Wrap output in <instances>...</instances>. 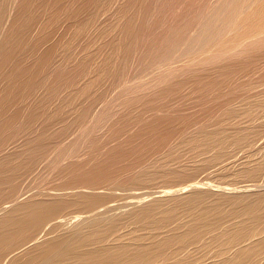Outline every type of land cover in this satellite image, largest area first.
<instances>
[{
	"label": "bare ground",
	"instance_id": "bare-ground-1",
	"mask_svg": "<svg viewBox=\"0 0 264 264\" xmlns=\"http://www.w3.org/2000/svg\"><path fill=\"white\" fill-rule=\"evenodd\" d=\"M212 1L0 0V33L7 30L0 35V264H264V188L259 190L262 183L255 182L264 175V149L245 157L236 154L262 133L254 122L263 115L264 91L251 103L230 96L226 103L203 109L200 105L187 119H165L157 112L184 95L205 100L230 91L240 71L264 61V0H229L224 20L203 39L216 51L176 65L182 48L184 52L198 41L195 31ZM14 3L18 6L11 18ZM107 13L110 18L100 21ZM137 56L138 66L148 60L156 69L149 62L144 68L154 73L137 82L143 68L132 84L126 71ZM103 80L108 86L99 85ZM140 91L147 97H139ZM116 93L129 99L113 122L115 112L110 115L109 110L115 105H109ZM41 96L49 101L68 98L65 106L80 105L70 110L78 115V128L69 134V123L62 118L65 106L52 109L51 117H59L53 123H63L54 128L61 138L52 135L51 122L44 117L52 103L33 100ZM201 99L195 101L197 106ZM171 105L174 111L179 107L174 101ZM92 107L99 108L91 112ZM145 110L158 114L144 122ZM210 115L217 117L213 124ZM245 117L252 121L247 126L239 122ZM108 120L113 125L109 123L106 134L92 133L88 145L78 142L79 134L95 133L96 126ZM140 121L133 135L119 141ZM186 121L195 125L188 127L190 132L184 129ZM70 135L75 145L66 144ZM116 140L117 146L96 159L100 147ZM81 144L90 147L84 162L78 156ZM55 152L59 161H70L57 170L64 180L49 188L34 186V175L52 165ZM236 155L241 157L240 163L236 159L239 166L229 165ZM212 168L221 180L255 183L225 192L196 181L201 171Z\"/></svg>",
	"mask_w": 264,
	"mask_h": 264
},
{
	"label": "rangeland",
	"instance_id": "rangeland-1",
	"mask_svg": "<svg viewBox=\"0 0 264 264\" xmlns=\"http://www.w3.org/2000/svg\"><path fill=\"white\" fill-rule=\"evenodd\" d=\"M121 1V0H120ZM123 1V0H122ZM212 1V0H211ZM215 2H216V4H215ZM224 2V3H223ZM230 1L229 0H213L212 2H210L211 4H210V10H208L207 12V14H206V16H205V18L204 19H202L203 21H202V25L201 24H199V27H198V29H197V31H195V35H194V37L196 38V39H198V41L197 42H195L193 45H189V46H186V47H188V48H186V47H184L185 49H184V52H182L183 51V48H182V50L180 51V53H179V55H181V57H179V60H178V62L176 63V65H178V66H183V65H185V64H187L188 62H189V60L191 61V59L193 60L194 58L195 59H198V57L200 58V57H202L203 55H206V54H208V53H210V52H215L216 50H215V47L213 48V46L212 45H210L209 46V44H206L204 41H203V39L205 38L204 36H206V35H208V33L210 34L211 33V30H214V29H216L217 28V26L219 25V24H221V22L224 20L223 18H225V16H226V14L227 13H225V12H228L229 11V9H230V7H231V5L230 4H228ZM15 4V6H13ZM14 4H12V6L13 7H10V10H9V12L11 11V8H12V11L10 12L11 14V16L13 15H15V13H16V10H13L14 8H17V6H18V3H14ZM17 5V6H16ZM118 5H119V3H118ZM224 5V6H223ZM176 6H178V5H176ZM181 6V5H180ZM180 6H178V7H180ZM211 6H213V7H211ZM227 7V8H226ZM222 8H223V11H222ZM179 9V8H178ZM215 9V10H214ZM219 9V10H218ZM217 10V11H216ZM15 11V12H14ZM220 12V13H219ZM9 15V20H13V19H11V18H13V16L11 17ZM208 15V16H207ZM110 16H111V14L110 13H107L106 15L104 14V15H102V16H100V21H103L105 18L108 20L109 18H110ZM212 16H214V17H212ZM11 17V18H10ZM103 17V18H102ZM211 17V18H210ZM223 17V18H222ZM7 18V19H8ZM209 19V20H208ZM212 20V22H210ZM5 22H8V21H6L5 20ZM10 22V21H9ZM8 22V23H9ZM208 22V23H207ZM210 22V23H209ZM216 22V23H215ZM8 23H5L4 24V28H9L10 27V25L8 24ZM11 23V22H10ZM203 23H204V25H203ZM214 23V24H213ZM209 24L211 25L210 27H209ZM218 24V25H217ZM9 27H8V26ZM207 26V28H206V26ZM7 26V27H6ZM201 26V27H200ZM205 27V28H204ZM3 28V30H6V29H4ZM201 28V29H200ZM204 28V29H203ZM213 28V29H212ZM204 31H203V30ZM199 30V31H198ZM208 30H210L209 32H208ZM7 31V30H6ZM6 31H3V32H1L0 33V35L2 36L3 34H5L4 32H6ZM201 31H203V32H201ZM3 33V34H2ZM205 33V34H204ZM199 35V36H198ZM0 36V37H1ZM3 36H5V35H3ZM201 36V37H200ZM3 38V37H2ZM1 38V39H2ZM103 38V37H102ZM202 39V40H201ZM100 40V41H99ZM103 42V40L102 39H100V38H98V40H97V43H102ZM203 41V42H202ZM197 43V44H196ZM99 44H98V46H99ZM199 44V45H198ZM101 45V44H100ZM204 45H206V46H204ZM208 45V46H207ZM201 48V50L198 48ZM211 47V48H210ZM191 48V49H190ZM187 49H189L188 51H187ZM193 49V50H192ZM191 50V51H190ZM200 50V51H199ZM185 52H188L189 53V55H188V53L186 54ZM191 52V53H190ZM195 54H194V53ZM198 52V53H197ZM104 53V52H103ZM101 54V55H103V57L105 56V53L104 54ZM199 53H201V54H199ZM197 54V55H196ZM199 54V55H198ZM187 55H188V57H187ZM194 55H196V56H194ZM186 56V57H185ZM193 58H192V57ZM101 57V56H100ZM99 57V60H98V64L102 61V57L100 58ZM139 57L137 56L136 58H134V61H133V64L132 65H130L129 67V69H127L128 71H126V72H128L127 74H128V76L131 78V76H132V74L134 73V72H136V73H134V75H133V79L131 78H128V76H127V74H126V77L128 78V80L130 81V83H132V81L134 80V82H135V79H134V77H136V79H137V75L139 74V73H141L142 71L141 70H143V68L145 67V65H148L149 64V62L148 63H146V62H143V63H145V64H143L142 65V67H140V66H138V64H139V59H138ZM188 58V59H187ZM191 58V59H190ZM138 59V60H137ZM181 59V60H180ZM187 61H186V60ZM185 60V61H184ZM262 60H264V59H262ZM134 62H135V64H134ZM182 62V63H181ZM186 62V63H185ZM151 63V62H150ZM260 63V64H259ZM258 64H256L255 66L253 65H250V67L252 66V68L250 69V67L248 68H245V69H243L244 71H240V72H242V73H240V74H238V75H236L235 77H236V79H235V82H234V80L232 81V84L234 85V86H232L233 87V89L232 90H230V91H225V92H222V93H216V95L217 94H219V96L217 95L216 97H215V95L213 96V94L211 95V97H215L214 99L213 98H211V99H209V98H205V100L203 99V96H202V99H201V97H199V98H193V99H190V96L189 97H187L186 95H184V96H182V98L181 99H175L176 101H178V100H183L182 102H180V101H178L177 103L175 102V100L173 99V101H174V103H175V105H178L177 107L179 108H177V110H175L174 111V109H176V106H173V105H171L172 104V102L173 101H166L167 102V105L166 104H163L162 102L160 103L159 102V104H163L164 106L166 105L167 106V108H166V106L164 107H160V106H158V107H160V111H158L157 110V112L159 113H157L156 112V114L155 113H153L154 112V110L152 111V113L150 112V111H147V110H145V113L143 112V113H141V115H142V117L144 116L145 118H146V116H147V119H149V120H145V118L143 117V120H144V122L145 121H151V120H154V119H152V118H155L156 116H157V114L161 117V118H165V119H167V118H176V119H181V117L183 118V117H186V119L188 118L187 116H192V115H194V113L196 114L197 113V111H199V109H200V105L202 106L201 107V109H203V107L204 108H209V107H211L213 104H222V103H226V101L228 100H230L231 99V97H235V98H237L236 99V101L237 102H241V99H243V100H245V98L247 99L248 98V101H250V103H251V101H253V99H254V97L257 95V94H259V93H261L262 92V90L264 91V61H262V62H259ZM263 63V64H262ZM101 64V63H100ZM69 63H68V67H69ZM137 65V66H136ZM151 65H152V63H151ZM261 65V66H260ZM260 66V67H259ZM135 67V68H134ZM149 67V66H148ZM151 67V66H150ZM152 67H154L153 69L155 70L156 68H155V66H153L152 65ZM184 67H186V66H184ZM253 67H254V70H252L253 69ZM256 67V68H255ZM146 68H147V66H146ZM146 68H144V70H143V72H142V74H140L141 76H139L138 78L139 79H137L136 81L137 82H139L140 80H142L143 81V79L144 78H148L149 77V74H153L154 73V70L153 71H151V69L152 68H150V69H147V70H145ZM259 68V69H258ZM261 68V69H260ZM247 69H249L248 71H246ZM138 70H139V72H138ZM200 70H202V69H200ZM252 70V71H251ZM146 71V72H145ZM149 71H151V73L149 72ZM157 71H160V70H157ZM198 71H199V69H198ZM138 72V73H137ZM149 72V73H148ZM156 72V71H155ZM94 73H95V71H92L91 73H90V75L92 74L93 76H94ZM132 73V74H131ZM148 74V75H146V74ZM244 74V75H243ZM248 74V75H247ZM250 74V75H249ZM90 75H88V77L90 78V79H92L93 78V76L91 75V77H90ZM147 76V77H146ZM247 76V77H246ZM254 76V77H253ZM125 77V80L127 81V82H129L128 80H127V78ZM144 77V78H143ZM88 78V79H89ZM105 80H103L102 81V83H100L99 85H102L101 87H104L105 85H107L108 86V83H109V81H107V82H104ZM238 81V82H237ZM103 82L104 83H106V84H104L103 85ZM133 82V83H134ZM132 83V84H133ZM231 84V85H232ZM100 87V86H99ZM138 89V91L140 90L139 88H137ZM259 89L261 90V91H259ZM256 90V91H255ZM138 91H136V92H138ZM141 93H140V95L139 94H137L136 93V95H139V97H142V94H144V92H142V91H140ZM228 92H230L231 93V95H228L227 93ZM254 92V93H253ZM118 93V92H117ZM116 93V95H113L112 97H117L118 96V94ZM139 93V92H138ZM226 93V94H225ZM221 94V95H220ZM119 97H117V99H115V98H112V99H110L111 100V103H110V105H109V107H112V106H114V107H112V108H110V110H109V112H110V115L111 114H113L114 112L116 113L118 110V112L116 113L117 115H115V113H114V115H111V116H114L113 118H111L112 119V121L113 122H115L114 120H115V118L117 119V118H119V116L121 117L122 115V113H123V111L125 110V105H124V103H126V101H128L127 99H129L128 97H127V95L125 96V95H122V94H120L119 93ZM233 95V96H232ZM124 98H123V97ZM146 97H147V95H145ZM144 96V97H145ZM224 98H223V97ZM231 96V97H230ZM44 96H41L40 98L39 97H37V99L34 97V99H33V97L31 98V99H33V100H37L38 101V99H40V100H42V101H45V100H48V98H46V97H44ZM137 97V96H136ZM135 97V98H136ZM138 97V98H139ZM144 97H142L143 99H144ZM205 97H208V96H205ZM240 97H241V99H240ZM243 97V98H242ZM42 98V99H41ZM107 98H110V97H107ZM122 98V99H121ZM228 98V99H227ZM252 98V99H251ZM30 99V100H31ZM55 99H56V101H58V103H55L56 101H55ZM73 100H74V98H72ZM82 99H84V98H81V100L80 99H78V98H75V102H77V100H78V102H85V101H88V99L89 100H91V98H85V100H82ZM106 99V98H105ZM113 99H115V100H113ZM126 99V100H125ZM199 99H201L202 101H201V103H199L198 104V106H197V102L195 103V101H198V102H200L199 101ZM206 99H209V100H207L206 101ZM213 99V100H212ZM40 100H39V102H40ZM52 100H54V101H52ZM50 99V101L48 100V104H50V103H52V104H50V105H52V106H55L56 107V105H57V107L56 108H54V107H52V106H49V105H47L46 106V109H47V107H48V110L50 109L51 111H52V109L55 111V109H63V107L66 105V103L64 104V102H66L65 100H69L68 98H64V101H63V98L62 99H60V98H53V99ZM60 100H62V101H60ZM101 101V99H98V101ZM120 100V101H119ZM125 100V101H124ZM204 100V101H203ZM239 100V101H238ZM242 100V101H243ZM27 101H29V99L27 100ZM41 101V102H42ZM72 101V100H71ZM122 101V102H121ZM124 101V102H123ZM165 101V100H164ZM185 101V102H184ZM214 101V102H213ZM54 102V103H53ZM61 102H63L62 103V106H61ZM112 102L114 103V105L112 104ZM120 102H121V105H120ZM166 102H164V103H166ZM180 102V103H179ZM219 102V103H218ZM116 103H119V104H116ZM168 103H170L169 105H168ZM205 103V104H204ZM158 104V105H159ZM202 104H204V105H202ZM188 105H189V107H188ZM38 106V105H37ZM67 106H69V107H71V106H73V107H71V108H68L69 110H66L65 111V109H67ZM67 106H65L64 107V109H63V113L64 112H67V113H65V114H67V115H65L64 114V116L62 117V118H65L66 120H67V123L66 124H68L69 123V126L67 127V130L69 131V129L68 128H70L72 131H67L69 134L70 133H72L73 131H74V126H75V129H76V127L78 126V124L77 125H75V122H74V120H76L75 119V115L74 114H72V112H70V110H72L73 108H75V109H78V108H80L79 106L80 105H75L74 106V104H71V105H68L67 104ZM98 106V105H97ZM100 106V105H99ZM120 106L122 107V106H124V108H120ZM169 106V107H168ZM172 106L173 107H175V108H172ZM190 106L192 107V109L190 108ZM185 107V108H184ZM188 107V108H187ZM198 107V108H197ZM94 107H92V111L91 112H93V109ZM97 108H99V107H97ZM97 108H95V110L97 109ZM114 108V109H113ZM166 108V109H165ZM170 108V111L169 110H167V109H169ZM171 108H172V110H171ZM100 109H101V107H100ZM191 111H190V110ZM49 110V112L47 113V114H45L44 115V117L46 118L47 117V122H48V120L51 122L50 124H49V129L51 130L50 131V133L53 135V134H55L56 133V130L57 129H59L60 127H61V125L60 124H63V123H60L59 125H60V127H59V125L58 124H56V123H53V122H57L58 120V118L59 117H57V119L56 118H52L51 116H52V113H54V111H50ZM94 110V111H95ZM116 110V111H115ZM122 110V111H121ZM164 110H166V111H164ZM182 110V111H181ZM196 110V111H195ZM68 111L71 113H68ZM80 111V110H79ZM78 111V112H79ZM156 111V110H155ZM181 111V112H180ZM112 112V113H111ZM122 112V113H121ZM150 112V114H147V113H149ZM188 112V113H187ZM51 113V114H50ZM73 113H75L74 111H73ZM190 113V114H189ZM191 113H193V114H191ZM260 113H261V111H260ZM262 113H263V115H262V118L260 119H255V124L254 125H256V122H258L259 124H260V130H262V135L260 134V138L258 137L256 140H255V142L253 143V145L251 146V147H249V148H242L241 150H243L242 152H240V153H236V154H239V155H241V157H245V156H247V152H253V151H258L260 148H263L264 149V132H263V129H264V109H262ZM261 113V114H262ZM48 114H50L49 116H48ZM72 115L71 117H69L70 115ZM76 115H77V112L75 113ZM152 114H153V116H155V117H153L152 116ZM168 114V115H167ZM179 114V115H178ZM260 114V115H261ZM150 115V116H149ZM213 115H215V114H213ZM26 116V115H25ZM65 116H67V118L65 117ZM117 116V117H116ZM216 116H217V114H216ZM216 116H212V115H210V118H208V119H210L209 121H210V123L211 122H213L214 120L216 121L217 120V117ZM44 117H43V119L42 120H45L44 119ZM68 117H69V119H68ZM77 117H78V115H77ZM76 117V118H77ZM142 117L140 116V119H142ZM149 117V118H148ZM261 117V116H260ZM26 117H24L22 120H24ZM71 118V119H70ZM150 118H151V120H150ZM53 119V120H52ZM184 119V118H183ZM211 119H212V121H211ZM214 119V120H213ZM246 119L247 120H249L250 118L248 117V118H243V120H242V118L241 119H239V122H240V124H242V125H245L246 123L247 124H250V122H252V121H246ZM263 119V120H262ZM52 120V121H51ZM71 120H73V122L71 121ZM258 120H260V121H258ZM71 121V122H70ZM111 120H110V122H109V120L107 121V123L104 125L103 123H102V125L101 124H99V125H97L96 127H97V132L95 131V133L93 132V131H91V133L88 135L87 133L85 134V132H86V130L84 131V134L85 135H83V132L81 133V135L79 134V136H77L80 140L78 141V142H81V140H82V142L84 141V143L86 144V145H88L87 144V141H89V140H87L86 138H91L90 136H91V134L93 133V134H95L96 135V133L98 134V136H100V135H104V133L106 134V132H108V128H110L111 126V124L113 125V122H112ZM208 121V120H207ZM208 121V122H209ZM242 121H245V122H242ZM263 121V122H262ZM112 122V123H111ZM189 122V121H188ZM207 122V125H209L210 123H208ZM236 122H238V121H236ZM262 122V123H261ZM74 125H73V124ZM109 123H111L110 125H109ZM140 123V124H139ZM138 124H134V126L135 127H133V125H132V127H130L131 129L130 130H128V134L127 133H125V134H123L122 136H123V138H122V136H121V138L119 139V141L120 140H125L128 136H130V135H133L138 129H139V126L138 125H141L142 124V121H140ZM147 123V122H146ZM185 123H187V121L185 122ZM214 123V122H213ZM213 123H211V124H213ZM245 123V124H244ZM187 124L189 125V126H187ZM187 124H184V129L185 130H188L189 132L190 131H192V130H189L190 128L191 129H194V124H192V126L193 127H191V122H190V124L189 123H187ZM210 124V125H211ZM247 124H246V126H247ZM261 124H263V126H261ZM52 125H57V126H55V127H52ZM71 125H73V126H71ZM103 126V127H102ZM105 126V127H104ZM108 126H110V127H108ZM185 126H187L186 128H185ZM40 127V126H39ZM39 127L38 128H36V130L38 129V131L40 130L39 129ZM108 127V128H107ZM166 127V126H165ZM188 127H189V129H188ZM41 128H42V126H41ZM56 130H55V129ZM78 128V127H77ZM258 128V129H259ZM99 129V130H98ZM90 130H92V129H90ZM106 130V131H105ZM52 131H55V132H52ZM100 131V132H99ZM188 131H185V133L186 132H188ZM88 132H89V130H88ZM102 132H104L103 134H102ZM188 132V133H189ZM60 133H62V132H60ZM57 134V133H56ZM69 134H66V136H68ZM93 134H92V137H93ZM187 134V133H186ZM58 135V134H57ZM83 135V136H82ZM86 135H88L87 137H85ZM125 135V136H124ZM126 135H127V137H126ZM59 136V138H61V136L62 135H58ZM72 138H71V137ZM69 137H68V142L66 141V144L67 145H69V146H72L73 144L75 145L76 143H74L75 142V137H73L72 135H70ZM81 136H82V138H81ZM124 137H125V139H124ZM261 137H262V139H261ZM65 138V137H64ZM70 138V139H69ZM74 138V139H73ZM72 139V141H70ZM92 139V138H91ZM260 139V140H259ZM87 140V141H86ZM113 140H115V139H113ZM118 140V139H117ZM112 141V142H110L108 145H107V147H106V145H104V146H102V147H100L99 149L101 150H97L96 152H95V157H96V159H100L108 150H110L112 147H115V146H117V144L119 143V141ZM73 142V143H72ZM72 144V145H71ZM85 144H81V150L80 149H78L79 150V159L80 158H82L81 159V162H84V161H87L88 159H89V157H88V155L89 154H87V153H89L88 152V150L90 151V147H86V145ZM259 145V146H258ZM111 147V148H110ZM259 147V148H258ZM87 148V149H86ZM103 150H102V149ZM109 148V149H108ZM107 150V151H106ZM240 150V151H241ZM252 150V151H251ZM106 151V152H105ZM245 151V152H244ZM103 152V153H102ZM86 153V154H85ZM99 154H100V156H99ZM55 155V156H54ZM54 155H53V158H52V165H54V166H57V168L55 167H53L52 165H50L49 166V171H50V169H51V171L49 172L48 171V169H46V170H44V172L43 171H40V172H42L41 173V175H40V173H37L36 175H34L35 176V178H37V180H39V181H37V180H34L33 179V185L35 186V185H37V186H39V185H41L42 183H43V185H47L48 186V188L50 187V186H53V185H56V184H59V183H61L63 180H60V176L58 175L57 176V170H59L60 168H62L64 165H66V163H69L70 161L66 158V159H61L62 161H63V163H62V161L60 160L59 161V159L60 158H58L57 157V155H56V152L54 153ZM86 155V156H85ZM97 155V156H96ZM238 155V156H239ZM99 156V158H97ZM237 155H236V158H234V159H232L231 160V162L232 163H230L229 165H231V164H234V165H236L237 167L239 166V165H237V164H239L240 163V161H241V157L239 156L238 157ZM85 157H88V158H85ZM238 157V158H237ZM185 158V157H184ZM78 159V160H79ZM182 159V161H184V162H186L185 160H187V156H186V159L184 160L183 159V157L181 158ZM236 159H237V161H239V163L236 161ZM238 159H240V160H238ZM55 162H54V161ZM243 160V159H242ZM53 162L55 163V164H53ZM57 162V163H56ZM62 163V164H61ZM228 163V162H227ZM58 164V165H57ZM59 164H60V167H59ZM64 164V165H63ZM235 167V166H234ZM233 167V168H234ZM236 167V168H237ZM54 168V169H53ZM59 168V169H58ZM209 171H211V172H209V171H206V173H205V171H201V173H200V175H198L197 176V179H196V181H200V182H202L201 181V179L202 180H204L203 182H205V183H210V184H206L207 186H211V187H213L214 189L217 187V186H219V187H217V191H229V192H234V190L235 191H237V189H238V191H240V190H242V189H246V187H248V185L249 184H253V182L254 181H251V180H249V179H244V178H242V180H240V179H232V178H224V179H226V180H221V179H219V177L218 176H216V175H218L219 174V172H216V168L214 169V168H212L211 170L210 169H208ZM215 170V172L216 173H214L213 171ZM53 171V172H52ZM46 173V174H45ZM48 173V174H47ZM51 173V174H50ZM56 173V174H55ZM205 173V174H204ZM207 173H211L208 177L207 176H205ZM43 175H46V176H43ZM214 175V176H213ZM37 176V177H36ZM42 177V179L40 180V177ZM49 176V177H48ZM202 176H204V177H202ZM39 177V178H38ZM45 177H47V178H45ZM207 177V178H206ZM205 178V179H204ZM209 178V179H208ZM51 179V180H50ZM237 182H236V181ZM239 180V181H238ZM248 180V181H247ZM259 180V181H258ZM41 181V182H40ZM224 181V182H223ZM38 184H37V183ZM255 182H257L259 185L258 186H260V184L262 183V186H260L259 187V190H262L263 188H264V175H263V177H260V179L258 178ZM254 182V183H255ZM39 183H41V184H39ZM51 183H53V184H51ZM51 184V185H50ZM231 184V185H230ZM239 184V185H238ZM246 184V186L244 187V185ZM205 185V186H206ZM209 186V187H210ZM215 186V187H214ZM231 186V187H230ZM236 187V188H234V187ZM250 186V185H249ZM239 187V188H238ZM242 189H241V188ZM244 187V188H243ZM263 187V188H262ZM218 188H222V189H218ZM224 188H227V189H224ZM232 189L231 191H230V189ZM260 188H262V189H260ZM159 189H162V188H159ZM144 190L145 189H139L138 190V192H144ZM158 190V189H157ZM264 190V189H263ZM225 191V192H226ZM237 191V192H238ZM135 192H137V190L135 191ZM149 197H151V196H148V200L150 199L151 200V198H149ZM156 197V196H155ZM147 200V197H146V200H144V201H148ZM120 201V200H119ZM118 202V201H117ZM121 202V201H120Z\"/></svg>",
	"mask_w": 264,
	"mask_h": 264
}]
</instances>
